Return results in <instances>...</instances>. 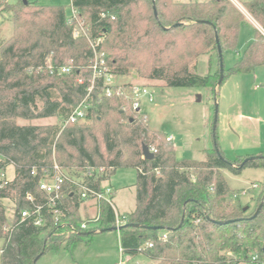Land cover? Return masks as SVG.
Wrapping results in <instances>:
<instances>
[{
    "label": "trees",
    "instance_id": "obj_1",
    "mask_svg": "<svg viewBox=\"0 0 264 264\" xmlns=\"http://www.w3.org/2000/svg\"><path fill=\"white\" fill-rule=\"evenodd\" d=\"M229 1L71 0V6L85 20L92 42L98 43L97 51L104 53L115 75L125 77L135 70L166 87L205 88L218 96L227 76L251 74L264 66V36L257 30L218 85L216 40L223 54L227 49L237 51L244 22ZM8 7L13 35L0 38V173L13 166L15 175L13 180L0 179V239L4 240L0 264H33L47 252L71 250L85 237L116 227L115 212L104 204L100 221L82 230L81 202L69 184L63 188L59 221L47 212L42 227L22 221L21 211L32 208L28 194L37 202L46 201L39 184L52 173L54 163L74 173L93 168L111 173L137 170L136 208L126 216V224L140 227L119 231L122 253L129 257L143 255L153 264H249L254 256L264 262V191L251 200L254 209L252 202L232 206L221 173L264 170V158L246 161L249 157L240 156L228 161L216 143L213 150L205 151V160L179 161L167 136L163 140V134L144 124L122 100L101 97L100 88L89 99L87 123L66 124L91 85L93 47L87 39L74 37L62 6L20 0ZM244 7L264 30V0H249ZM209 50L216 53L217 72L210 65L209 73L202 76L190 64ZM67 65L71 72L60 74ZM49 118L63 125L16 122ZM144 147L157 151L152 159L144 158ZM103 180L95 186L100 188ZM5 201L14 204L11 223Z\"/></svg>",
    "mask_w": 264,
    "mask_h": 264
},
{
    "label": "rangeland",
    "instance_id": "obj_2",
    "mask_svg": "<svg viewBox=\"0 0 264 264\" xmlns=\"http://www.w3.org/2000/svg\"><path fill=\"white\" fill-rule=\"evenodd\" d=\"M19 1L0 0V38L4 40H8L13 35V16L8 11V6ZM27 1L41 6H62L69 15L72 10L71 0ZM237 1L244 7L245 2L249 0ZM229 2L243 14L244 22L240 28L237 51L228 49L224 51L225 70L231 69L238 62V58L253 41L258 30L253 23L256 20L247 11L250 17L242 13L233 0ZM258 26L261 28L259 24ZM98 54H103L105 58L104 53ZM216 63V53L209 50L191 63L190 69L196 67L197 73L205 76L209 73L210 65L212 72H217ZM119 82L140 84L152 90L155 99L154 102L143 105V111L147 116V120L143 123L163 134V140L166 136L174 138L169 146L175 147L179 161L205 160V151L213 150L216 143L219 144L224 158L228 161H234L240 156L254 158L264 154V66L257 67L251 74L238 73L227 76L219 89L218 96H214L205 88L166 87L162 81H152L138 76L135 70H131L125 77H120ZM216 113L218 121L214 133ZM138 119L141 120V117ZM16 122L20 125H63V122L57 118L34 121L18 119ZM221 173L230 189L228 201L232 206L251 203V200L255 201L264 191L263 169L246 168L241 175H234L227 170ZM14 175V167L9 166L4 178L0 173V179L13 180ZM136 183L135 169H118L110 174L107 185L113 187L116 192L115 203L121 217L129 215L136 208ZM255 185L259 188L253 189ZM244 191L247 192L246 195L243 194ZM5 205L7 218L11 223L14 218V204L5 201ZM252 205L254 209L256 203L252 202ZM3 246L4 240L0 239V251ZM227 255L230 256L229 253ZM36 264H153V261L143 255L132 258L122 253L120 233L109 231L87 236L82 243L71 250L62 248L58 252H47Z\"/></svg>",
    "mask_w": 264,
    "mask_h": 264
},
{
    "label": "built area",
    "instance_id": "obj_3",
    "mask_svg": "<svg viewBox=\"0 0 264 264\" xmlns=\"http://www.w3.org/2000/svg\"><path fill=\"white\" fill-rule=\"evenodd\" d=\"M235 5L239 8L242 13H246L245 8L238 3L237 0H233ZM250 17V16H249ZM253 21V20H252ZM68 22L74 27V37L75 38H85L87 39L93 47L94 59L91 64L92 69V80L91 85L88 88V93L86 98L72 111L66 124H80L84 123L87 119L88 110L91 107L90 98L93 90L95 88H100L101 97L107 99H119L124 103H127L129 109L142 117L143 121L147 120V116L143 111V105L145 103L154 102V93L152 90L144 85L134 84L130 82L120 83V77L115 75L111 68L107 65L103 54H98L96 47L91 40L90 28L87 26L85 20L81 15L72 8L71 13L68 17ZM254 25L262 32L264 35V30L259 28L256 21H253ZM100 42V41H99ZM48 67L52 70L51 59H48ZM72 70L71 66H64L59 69L60 74H68ZM82 83V81H80ZM101 84V85H100ZM173 137L169 136L167 142L171 143ZM152 153H156V150H151ZM0 155V159H1ZM111 169L106 168H93L90 172L74 173L68 169L61 167L59 164L54 163L52 168V173L47 174L43 180L40 182V190L45 194V202H37L36 198L28 194L26 196V201L32 206L30 209H25L21 211L22 221L29 220L35 227H42L45 222V213H50L54 216L56 221H59L62 217L63 211L60 208L63 188L65 184H69L74 188L73 195H76L79 202L92 201L95 204V215L87 220H84L81 225V229L85 230L88 228L89 224H96L100 221L102 215V206L104 204L109 205L116 215V227L120 228L126 224V216L121 217L115 208L114 203V189L109 185H104L105 182L110 177ZM36 175V170L32 172ZM5 174H2L4 178ZM105 178L101 182L100 188L95 186L96 182L100 178ZM259 188L258 185L253 186V189ZM247 194L246 191L243 193ZM148 247H152L149 244ZM1 254V252H0ZM249 264H264V262L259 261L258 257L254 256L250 259Z\"/></svg>",
    "mask_w": 264,
    "mask_h": 264
},
{
    "label": "water",
    "instance_id": "obj_4",
    "mask_svg": "<svg viewBox=\"0 0 264 264\" xmlns=\"http://www.w3.org/2000/svg\"><path fill=\"white\" fill-rule=\"evenodd\" d=\"M24 3L27 4L28 1L27 0H24ZM154 11H155V16H157V11H156V8L154 7ZM217 42V46H218V54H219V60H220V78H219V82H218V85L220 86L224 80V59H223V51H222V47L220 45V41L219 39L217 38L216 40ZM217 121H218V115L216 113L215 115V121H214V132L216 131V125H217ZM143 153H144V158L146 159H152L154 157L153 153L147 148V147H144L143 148ZM260 158H264V156H256L254 158H248L246 159V161L248 160H256V159H260ZM263 207V204L257 209V212L256 214L254 215L256 218L258 213L260 212V210L262 209ZM232 221L228 222V223H231ZM225 222H220V224H224ZM128 227H140L139 225L137 224H125L124 226L120 227V228H111V229H103L101 230L100 233H105V232H109V231H121L123 228H128ZM143 228H149V227H145L143 226ZM150 229H155V230H158V229H162L160 227H151ZM41 256L37 257L36 260L34 261L33 264H36L39 260H40Z\"/></svg>",
    "mask_w": 264,
    "mask_h": 264
},
{
    "label": "crops",
    "instance_id": "obj_5",
    "mask_svg": "<svg viewBox=\"0 0 264 264\" xmlns=\"http://www.w3.org/2000/svg\"><path fill=\"white\" fill-rule=\"evenodd\" d=\"M205 1H208V0H204L202 2H205ZM185 3H188V2H185ZM256 29H258L256 26H255ZM259 30V29H258ZM260 31V30H259ZM261 32V31H260ZM262 33V32H261ZM264 36V35H263ZM253 42V41H252ZM247 49V48H246ZM239 59V58H238ZM221 88V87H220ZM220 93V92H219ZM172 137V136H171ZM174 139V138H173ZM174 141V140H173ZM109 181V179H108ZM108 181L104 183V185H107L108 184ZM110 186V185H109ZM113 188V187H112ZM114 189V188H113ZM114 203H115V199H116V192L114 190ZM115 208H116V211L118 212V214H120V211L118 210V207L115 203ZM80 216L82 217L83 220H87L91 217H93L95 215V204L94 202L92 201H88V202H84V203H80Z\"/></svg>",
    "mask_w": 264,
    "mask_h": 264
}]
</instances>
